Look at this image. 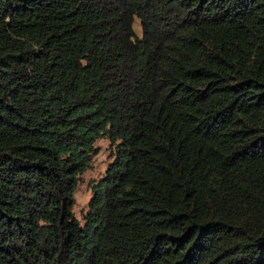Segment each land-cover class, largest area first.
Wrapping results in <instances>:
<instances>
[{"label": "trees", "instance_id": "1", "mask_svg": "<svg viewBox=\"0 0 264 264\" xmlns=\"http://www.w3.org/2000/svg\"><path fill=\"white\" fill-rule=\"evenodd\" d=\"M0 264H264V0H0Z\"/></svg>", "mask_w": 264, "mask_h": 264}, {"label": "rangeland", "instance_id": "2", "mask_svg": "<svg viewBox=\"0 0 264 264\" xmlns=\"http://www.w3.org/2000/svg\"><path fill=\"white\" fill-rule=\"evenodd\" d=\"M133 31L139 36V24L135 20L133 23ZM95 152L91 158L89 167L80 175L72 194L73 205L71 212L73 217L81 223L82 216L87 211V202L91 196V186L95 184L105 173L108 163L111 161V145L104 139H98L94 143Z\"/></svg>", "mask_w": 264, "mask_h": 264}]
</instances>
